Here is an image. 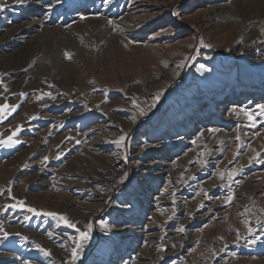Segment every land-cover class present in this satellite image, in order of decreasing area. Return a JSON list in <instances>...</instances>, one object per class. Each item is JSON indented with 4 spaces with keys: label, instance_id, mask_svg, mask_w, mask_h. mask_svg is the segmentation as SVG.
I'll return each mask as SVG.
<instances>
[{
    "label": "rangeland",
    "instance_id": "374dc122",
    "mask_svg": "<svg viewBox=\"0 0 264 264\" xmlns=\"http://www.w3.org/2000/svg\"><path fill=\"white\" fill-rule=\"evenodd\" d=\"M33 1L0 0V105H19L0 140L21 129L0 144V264H51L41 226L82 245L64 264L121 263L138 218L154 239L128 264H264V0ZM126 146L168 166L138 184L115 167Z\"/></svg>",
    "mask_w": 264,
    "mask_h": 264
},
{
    "label": "bare ground",
    "instance_id": "6f19581e",
    "mask_svg": "<svg viewBox=\"0 0 264 264\" xmlns=\"http://www.w3.org/2000/svg\"><path fill=\"white\" fill-rule=\"evenodd\" d=\"M31 1H33V0H31ZM33 3L36 6H40L41 5L40 1H38V0H34ZM25 5H26V3H25ZM137 8H136V10H137ZM140 8H142V7L140 6ZM261 46H262L261 44L256 43V44L251 45L250 47H248L247 51H250V49H254L255 51H260ZM231 49L237 51L238 46L237 45H233L231 47ZM241 52H245V51H241ZM130 139H131V134L128 135V140L130 141ZM129 141H128V144H129ZM164 144L165 143H163V142H159L158 144H156V145H154L152 147V151L154 153H157L158 155H161L162 154V151H163V149L165 147ZM140 156L141 155H139V154L138 155H136V154L132 155V153L129 152V147L126 146L124 148V151H123V156L121 157L120 160L117 161L118 165H116L115 167H117L118 169H121L122 174H124L123 171H125V174L126 175L128 174L129 176L132 175V174H135L138 177V184L139 183L145 184L147 182V180H150L151 179V177L153 175V172H155V171H159V172L160 171H163V170L155 169L152 166H168V164H166V165H159L160 163H158V161H153V162H150V163H143L142 160L140 159ZM104 186H106V184L105 185L104 184H99V185H97V188H104ZM94 187L95 186H88L87 188H93L94 189ZM118 187L119 186H115V188L112 189L110 191V193H108L106 195V201L107 202L111 198L114 197V193L117 192ZM139 187L141 189L143 188V186H139ZM86 190L87 189L83 188L82 189V194H87V191ZM100 193H101V190H97L96 193H94V194H97V195L102 196V194H100ZM94 196L95 195H92V196H89L88 195L87 197L90 198V197H94ZM146 196H149V194H146ZM121 210H127V208L124 207V208H121ZM98 215H99L98 212H96V211L95 212L94 211H90L88 217L80 219V223L82 225H84L85 222H88L90 220H95V218ZM129 217L132 218L133 215H130V213H127L125 211H121L120 218L122 220L129 221V219H130ZM132 220H136L135 223L132 222L131 225H124L123 227H121L120 229H118V231L122 235V243H123V245H126L127 246V253H129V255L127 256V258L125 259V261H123L121 263H120V261L117 260L116 255H114L113 256V260L114 261L112 262L114 264H128V263L131 262V260L135 259V257H133L134 256V252H135V250L133 248L134 247H137L138 248V244L141 243V241H140L141 237H143V236L145 237L144 238L145 239L144 241L146 243L153 242L152 239H154V238L152 237V235L146 234L147 233V228L144 226L143 221L141 220V218L132 219ZM11 221L12 220H6L5 221L4 219H0V223H2V226H3V223H7V222H11ZM2 226L0 224V228H3ZM34 227H35V229L37 228V226H34ZM38 231L41 232V233L45 231V235L40 236L38 238V241L36 240V246L39 245V249L42 250L44 253H50V254H47V255L52 258L51 264H64L67 261V258L70 257V254H72V250L73 249H72L71 245L70 246H66V247H64V246L61 245V243H62L61 242L62 236L59 234L60 233V228H57V229L55 228L53 230L52 229H49L47 231V229H45L43 226H41L40 228H38ZM22 237H24V238L27 237V239H24L23 238L21 240L23 244H26L27 245V244H31L33 242V237H34L33 234L30 235L27 232H25ZM146 243H145V245H146ZM78 249H81V248H78ZM94 252L95 251L89 250L87 252V255H89L90 257L91 256H95V253ZM247 253L241 252L242 256H247V255H245ZM131 254H133V255H131ZM95 262L96 261H93V262L88 263V264H95ZM99 263H101V262H99ZM21 264H29V263L26 262V260H24Z\"/></svg>",
    "mask_w": 264,
    "mask_h": 264
},
{
    "label": "snow or ice",
    "instance_id": "6c2138e0",
    "mask_svg": "<svg viewBox=\"0 0 264 264\" xmlns=\"http://www.w3.org/2000/svg\"><path fill=\"white\" fill-rule=\"evenodd\" d=\"M16 3H24V0H16ZM4 7H6V5L4 4H0V11H2L4 9ZM201 67H204L203 65H201ZM0 83H3L2 80H0ZM7 90V89H5ZM21 96H25L26 93H20ZM48 96H51V93H47ZM43 97H40V99H42ZM54 98V97H53ZM157 99H158V96H157ZM19 107V105H9L7 103L3 104V105H0V120L2 119H6V115H5V112H7V115H11L13 112L16 111V109ZM259 109H260V112H259V115L261 116H264V104H261V105H258L257 106ZM249 119H253V117L251 116V114H249ZM22 127V126H21ZM21 129L18 128L15 132L12 133L11 136L7 137L6 140H0V144H4V145H7L9 147H11L13 144H16V143H19L18 140L14 139V137L17 135V132H19ZM125 142V135H121L119 137L118 140L115 141L116 144L118 145H123ZM60 157L57 156V159H59ZM45 160L48 159V157H45L44 158ZM233 175H235V172L233 173ZM233 175H230L229 176V179H233ZM238 183V181H237ZM234 197L233 196H229L227 197V201L226 202H230ZM13 199H15V197H13ZM21 207V208H24L25 207V204H24V201H19L18 204H10L7 206V208H17V207ZM201 207H203V205H201ZM27 211L29 212H32V213H36L37 215H39L40 213L37 211V209L35 208H31V207H28L27 208ZM45 215H50V216H57L58 214L57 213H44ZM60 219L65 223L67 224L68 227H72V228H75L76 225L71 223L66 217L64 216H60ZM89 228H91V225H89ZM77 231H79V229H77ZM181 231H183V229H181ZM80 237L82 239H88V233L86 232H80ZM5 236H7V233H5ZM25 239H27V237H25ZM37 247H39V245H37ZM77 248H82V245L81 244H77ZM77 248H74L72 250V259L73 260H76L78 259V252H77ZM46 254H50V253H46Z\"/></svg>",
    "mask_w": 264,
    "mask_h": 264
}]
</instances>
